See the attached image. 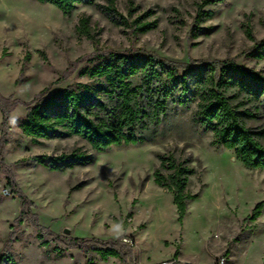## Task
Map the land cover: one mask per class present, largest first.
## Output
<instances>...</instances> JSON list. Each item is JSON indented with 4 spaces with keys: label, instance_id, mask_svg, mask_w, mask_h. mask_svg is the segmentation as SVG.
<instances>
[{
    "label": "rangeland",
    "instance_id": "374dc122",
    "mask_svg": "<svg viewBox=\"0 0 264 264\" xmlns=\"http://www.w3.org/2000/svg\"><path fill=\"white\" fill-rule=\"evenodd\" d=\"M114 1L127 19L129 10L137 9L130 22L151 12L144 21L156 28L134 34L91 7L64 18L37 0H0V97L11 107L2 165L26 200L22 205L11 193L0 171V253L8 243L5 255L15 264H215L220 258L226 264H264V207L256 221H246L264 202V172L246 170L233 152L214 146L211 135L193 122L195 105L176 112L157 144L102 154L77 138L34 143L21 133L24 105L42 90L55 94L96 84L87 73L102 63L98 54L140 49L173 64L232 61L264 75V60L249 56L256 43L264 42V0H214L203 9L211 17L199 23L196 5L203 0ZM82 15L91 19L93 40L75 33ZM246 24L253 41L245 35ZM1 130L0 112V135ZM73 153L93 162L58 173L31 161ZM157 155L187 162L195 171L189 192L197 198L187 203L181 225L171 194L153 183ZM27 212L47 234L116 243L121 258L102 260L93 252L41 246Z\"/></svg>",
    "mask_w": 264,
    "mask_h": 264
},
{
    "label": "trees",
    "instance_id": "16d2710c",
    "mask_svg": "<svg viewBox=\"0 0 264 264\" xmlns=\"http://www.w3.org/2000/svg\"><path fill=\"white\" fill-rule=\"evenodd\" d=\"M37 1L54 6L64 18H69L79 7L94 8L113 26L132 29L134 34L145 35L156 28L155 22L144 21L151 12L130 22L128 19L137 9H130L127 19L117 12L114 0H104L103 5L96 4L95 0ZM214 4V0H203L197 4L195 21L199 23L202 18L211 17L210 12L203 9ZM92 32L91 19L82 15L75 33L80 38L93 40ZM245 35L253 41L249 24L245 26ZM249 56L264 60V42L256 43ZM97 57L102 63L87 73L95 85L68 87L55 94H49L46 88L24 105L25 120L19 129L25 137L34 143L77 138L97 154L128 146L154 145L163 138L178 110L195 105L193 122L211 135L214 146L233 152L246 170L264 172V121L258 127L250 126L260 118L264 120V75L246 72L232 61L173 64L140 49L125 53L108 52ZM10 109L0 97L2 172L5 170L2 156L8 136ZM157 159L159 167L153 173V183L171 194L177 222L181 225L187 203L197 198L189 192L195 171L188 166L189 163H178L172 156L157 155ZM31 161L49 172L58 173L93 162L82 153L39 156ZM4 173L11 193L25 205L26 200L15 184L13 174ZM262 207L264 202L258 203L246 221H256ZM24 215L41 246L52 245L57 251L93 252L102 260L121 258L116 243L53 236L47 234L28 212ZM9 250L7 243L0 253V260L15 264L5 255ZM176 257L175 254L174 259ZM171 264L183 263L174 260Z\"/></svg>",
    "mask_w": 264,
    "mask_h": 264
},
{
    "label": "built area",
    "instance_id": "2783aa9c",
    "mask_svg": "<svg viewBox=\"0 0 264 264\" xmlns=\"http://www.w3.org/2000/svg\"><path fill=\"white\" fill-rule=\"evenodd\" d=\"M4 195H6V196L9 195V192L5 191ZM163 264H171V263H163ZM215 264H226V261H225V259L220 258Z\"/></svg>",
    "mask_w": 264,
    "mask_h": 264
}]
</instances>
